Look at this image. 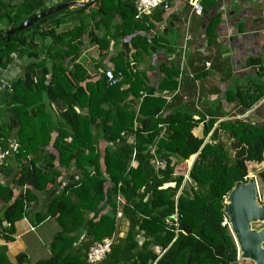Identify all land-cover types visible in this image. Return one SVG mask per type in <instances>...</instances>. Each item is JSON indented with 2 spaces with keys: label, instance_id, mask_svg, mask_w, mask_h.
I'll use <instances>...</instances> for the list:
<instances>
[{
  "label": "trees",
  "instance_id": "1",
  "mask_svg": "<svg viewBox=\"0 0 264 264\" xmlns=\"http://www.w3.org/2000/svg\"><path fill=\"white\" fill-rule=\"evenodd\" d=\"M47 1L0 0V34L71 0ZM135 12L134 0H96L38 20L8 41L0 38V69L13 60L21 65L10 91H4L10 117L0 124V134L17 140L13 157L19 161L33 156L12 179L31 190L12 198L10 184L0 181V198L12 199L0 211V231L10 240V227L25 215L34 192L43 191L44 212L28 215L38 222L52 216L61 230L50 245L51 257L36 264H85L88 247L112 234L118 241L104 264H239L228 225H222L223 202L235 183L247 178V163L264 159V61L247 60L255 74L220 95L204 68L208 56L195 54L188 60L193 75L188 86L169 101L150 95L146 71L132 62L164 49L170 60L161 64L163 76L154 91H172L180 55L163 34L149 36L153 22L147 14L135 19ZM67 16H76L78 24H68ZM116 16L119 21L112 24ZM150 16L159 19L163 10ZM101 26L99 37L93 30ZM86 33L101 58L108 52L107 36L126 37L112 68L116 85L107 86L103 71L97 82H87L86 70L73 61ZM128 42L135 50L131 55ZM150 147L166 161L165 169L155 170ZM192 156L189 180L180 189ZM258 177L264 187V169ZM3 221L10 227L3 228ZM0 254V264H10L1 246Z\"/></svg>",
  "mask_w": 264,
  "mask_h": 264
},
{
  "label": "crops",
  "instance_id": "2",
  "mask_svg": "<svg viewBox=\"0 0 264 264\" xmlns=\"http://www.w3.org/2000/svg\"><path fill=\"white\" fill-rule=\"evenodd\" d=\"M71 1L85 2L86 0ZM200 3L203 7L202 11L196 12L191 10L188 0H170V9L163 11L161 18H151L150 15L155 10L147 14L154 24V28L149 33V36L163 34L169 41V47L173 48L179 55L182 53L184 36L186 34H190L191 36V41L188 43L189 48L186 52V67L183 68L182 72L180 71L181 78L179 80L177 78V87L172 91H154V88L157 87L163 76L160 72L161 64L164 61L170 60L164 49H157L155 53L144 61H140L139 64L132 62L131 65L133 66L134 64L138 70L146 71L148 81L150 86H152L151 89L154 91L152 92L153 95L164 96V93H166L167 95L165 96L171 98L177 91L188 86L190 81L193 80L190 76L191 67L188 60L195 54L208 56L207 61L210 63V66L205 67L204 65V68L207 72L208 80L214 86L220 88V95L226 89L246 79L247 76L255 74L254 69L247 65V60L250 58H260L264 61V0H201ZM67 18L68 24L73 26L78 24L76 16H67ZM118 21L119 18L116 16L112 24ZM88 27H91V24ZM60 29L61 27H58L56 31ZM93 31L99 37L103 34L102 26L95 28ZM127 38L130 40V37ZM106 39L109 44L108 52L101 58L98 45L90 42L88 34L86 33L81 37L82 44L79 46L78 55L73 61L84 67L89 76L87 82L94 84L99 80L98 75L102 71L114 68L115 56L119 52L124 51L125 36L115 39L107 36ZM128 46L131 55L135 50L130 42H128ZM176 55H171V57L175 58ZM15 66H17V63L16 60H13L3 71L8 67L13 68ZM16 76H18L17 72H10L6 80L0 79V81L9 84L10 80ZM196 83L197 81H195ZM81 84H85V82ZM127 87V83L121 86V88ZM0 90L1 124L10 117V114L5 110L6 104L1 101L5 97L4 91L6 90H2L1 88ZM143 95L146 96L145 93H142V98L144 97ZM211 99L212 97L209 98V100ZM75 109L79 111L77 107ZM54 134L55 132L52 133L53 138ZM101 145L105 146L103 142H101ZM48 148L51 153L55 152L51 145ZM31 158L33 156L19 161L16 157H11L5 165L0 166V181L10 184L12 187L10 193L12 198L20 192L24 193L25 190L32 189L27 184L20 186L12 180L15 176L14 174L20 170L21 165L28 166V160ZM194 158L195 156H192L188 160L189 167ZM38 160L40 164H44L46 162V155H39ZM34 194L36 196L35 200L32 199L27 202L26 213L21 219L15 221L11 227L7 221H3L2 223L3 228L8 226L13 228L10 240L5 239L4 233L0 231V246L3 248L4 256L10 264H36L41 260L49 259L52 255L50 245L53 238L61 230L58 222L52 216H46L45 219L38 222L37 217L33 214L28 215L33 210L36 212L40 209L41 212H44L42 204H44L46 193L35 191ZM11 201L12 199L9 202ZM9 202L7 203L3 198H0V211ZM84 234L82 232L80 237H83ZM79 240L76 242V245H79ZM0 256V258H3L1 254Z\"/></svg>",
  "mask_w": 264,
  "mask_h": 264
},
{
  "label": "water",
  "instance_id": "3",
  "mask_svg": "<svg viewBox=\"0 0 264 264\" xmlns=\"http://www.w3.org/2000/svg\"><path fill=\"white\" fill-rule=\"evenodd\" d=\"M96 0L85 2L68 1L27 18L17 26H13L0 34L8 41L15 32L34 24L36 21L45 22L47 16L66 9H82L95 3ZM5 46V42L3 47ZM135 67L134 64L132 66ZM2 90L10 91L6 82L0 81ZM150 89L149 94H152ZM223 213L229 224V231L238 250L239 260H249L254 264H264V226L254 227L256 223H264V203L258 202V187L254 177H247L244 181H237L223 202ZM108 259L98 264L107 263Z\"/></svg>",
  "mask_w": 264,
  "mask_h": 264
},
{
  "label": "built area",
  "instance_id": "4",
  "mask_svg": "<svg viewBox=\"0 0 264 264\" xmlns=\"http://www.w3.org/2000/svg\"><path fill=\"white\" fill-rule=\"evenodd\" d=\"M57 1L58 0H48L47 3H51V2L54 3ZM200 1L201 0H188V3L192 11H196V12L202 11L203 7ZM134 7L136 10L134 18L139 19L142 15L150 14L152 11L156 9L168 11L170 9V0H134ZM183 40L184 43L182 46V53L180 55V65H179V69L181 72L183 68L186 67V61H187L186 52L188 51L189 48L188 43L191 41L190 34H186ZM204 65L205 67H209L210 63L208 61H205ZM104 76L106 79L107 86H114L118 82V79H116L112 69L110 68L104 70ZM190 76L193 78V75L191 73ZM177 78L178 80L181 78V73ZM165 95L167 94L164 93V96ZM165 97L169 101L170 98H168L167 96ZM121 135L127 136V133L123 132ZM129 139L130 138H128V140ZM154 149H155L154 147H150V153L152 154V164L154 165L156 171L163 170L166 167V161L164 159L157 157L156 154L154 153ZM18 150H19V144L15 138L4 139L0 137V166L5 165L9 158L13 157L18 153ZM134 158H135V154L133 153L129 165L131 166L134 165ZM189 168L190 167L188 165L186 172L184 173V180L189 179L188 178ZM117 200H120L119 197H117ZM116 218L117 219L121 218L120 212L116 213ZM225 224H227L229 228V224L226 217H224V221L222 222V225ZM117 241H118L117 235L112 234L111 236L105 237L102 240L91 244L86 252L85 264H98L104 261L107 255L110 253L112 247L117 243ZM238 255L239 253L237 250V260L239 261Z\"/></svg>",
  "mask_w": 264,
  "mask_h": 264
},
{
  "label": "rangeland",
  "instance_id": "5",
  "mask_svg": "<svg viewBox=\"0 0 264 264\" xmlns=\"http://www.w3.org/2000/svg\"><path fill=\"white\" fill-rule=\"evenodd\" d=\"M50 16V15H49ZM43 26V25H42ZM25 34H26V32H25ZM27 34H28V31H27ZM18 62V60L16 61V63ZM20 69H21V65L20 64H17V66H15V67H13V68H10V67H8L6 70H4L3 71V69H0V79H2V80H6V77H7V75H8V73H12V72H14V73H16L17 72V75H19L20 74ZM197 84V83H196ZM1 91V90H0ZM4 94V93H3ZM8 98H9V96L8 95H6V93H5V97H3L2 99H1V101H2V103H4V104H6V102H8ZM197 134H198V132L199 131H195ZM130 140V142L132 141V139L130 138L129 139ZM154 151H155V149H154ZM155 153V152H154ZM157 156V155H156ZM190 160V159H189ZM189 161L187 160L186 161V164L188 165L189 163H188ZM192 164V163H191ZM131 166V165H130ZM133 166V165H132ZM131 166V167H132ZM262 169H264V159H263V161L262 162H260V163H256V162H249V163H247V170H248V175H247V177H254L255 179H256V181H257V187H258V202L260 203V204H263L264 203V187H263V184H262V182H261V180H260V178L258 177V172L260 171V170H262ZM177 173V172H176ZM189 179H186V180H184L183 181V183H182V185H181V187L180 188H182V186H183V184H184V182H186V181H188ZM168 185H173V184H168ZM262 226H264V223H256V224H254V227H262ZM123 236V233L121 232V234L119 235V236ZM239 264H254V262H252V261H249V260H239Z\"/></svg>",
  "mask_w": 264,
  "mask_h": 264
}]
</instances>
